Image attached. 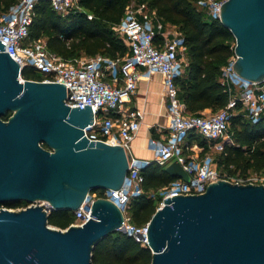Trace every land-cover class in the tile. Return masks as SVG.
Instances as JSON below:
<instances>
[{"label":"water","instance_id":"obj_1","mask_svg":"<svg viewBox=\"0 0 264 264\" xmlns=\"http://www.w3.org/2000/svg\"><path fill=\"white\" fill-rule=\"evenodd\" d=\"M220 21L235 38L234 71L264 83V0H224ZM19 70L0 41V205L29 204L0 206V264H95L94 245L123 224L113 201L94 199L81 225L47 218L77 209L94 189H119L130 154L84 136L92 109L66 104L65 84L22 80ZM164 169L189 180L176 160ZM147 238L150 264H264V184L219 179L202 193L165 198Z\"/></svg>","mask_w":264,"mask_h":264},{"label":"built area","instance_id":"obj_2","mask_svg":"<svg viewBox=\"0 0 264 264\" xmlns=\"http://www.w3.org/2000/svg\"><path fill=\"white\" fill-rule=\"evenodd\" d=\"M36 1L17 0L0 14V41L4 42V51L19 64V77L23 80L21 70L25 66H32L41 74L40 80L65 84L66 104L80 108L87 104L92 109L93 121L83 128L84 136L90 141L120 145L130 154L129 169L122 186L119 189L89 192L79 207L73 210L72 224L81 225L90 217L94 199L107 198L122 211L124 218L119 230L142 246H148V222L134 224L127 210L131 197L141 193L142 171L151 163L166 167L176 160L189 174L188 181L174 178L160 188L158 207L163 205L165 198L173 195L202 193L209 183L219 179L264 184V178L220 172L211 154L206 153L201 157L193 155L192 147L186 141L188 134L193 132L209 146L222 150L226 142L232 141L228 129L238 100L252 122H256L263 113L264 83L249 81L234 71V52L221 68V83L231 93L227 106L216 112L186 114L174 82L183 73L185 64L184 39L176 27L164 25L145 4L131 3L113 27L128 48L122 58L111 59L97 54L66 59L49 51L44 39L29 38ZM223 1L198 0L197 6L204 9L210 18L220 20ZM50 3L53 10L61 15L81 10L77 0H50ZM87 17L92 18V14H87ZM156 73L162 76L166 133L162 137L148 139L152 158H140L131 153L130 146L139 131L141 114L131 108L129 101L138 82ZM37 203L46 204L43 201ZM22 207L25 206L16 209Z\"/></svg>","mask_w":264,"mask_h":264},{"label":"trees","instance_id":"obj_3","mask_svg":"<svg viewBox=\"0 0 264 264\" xmlns=\"http://www.w3.org/2000/svg\"><path fill=\"white\" fill-rule=\"evenodd\" d=\"M16 1L0 0V14ZM197 1L77 0L81 10L61 15L53 10L50 0H37L29 38L44 39L49 51L66 59L97 54L119 59L128 48L113 27L129 4H145L159 21L176 27L183 35L185 64L183 73L174 82L184 112L199 115L206 108L216 112L225 108L231 98V93L221 83V68L234 52L235 38L220 20L210 18L204 9L199 8ZM87 14H92V18ZM21 76L33 80L42 77L32 66H25ZM228 134L231 143L226 142L213 157L218 170L241 176L251 172L264 173V111L256 122H252L238 100L230 117ZM186 141L199 144L202 154L208 151L207 142L196 133L188 134ZM164 168L151 163L143 169L142 191L131 197L127 210L134 224L148 222L159 205L160 188L174 179ZM95 190L98 189L92 192ZM27 204L24 200L9 201L4 206L17 208ZM47 221L52 226L66 228L74 221L73 211L54 210L49 213ZM91 260L95 264H150L151 250L125 232L115 230L94 245Z\"/></svg>","mask_w":264,"mask_h":264},{"label":"crops","instance_id":"obj_4","mask_svg":"<svg viewBox=\"0 0 264 264\" xmlns=\"http://www.w3.org/2000/svg\"><path fill=\"white\" fill-rule=\"evenodd\" d=\"M129 105L141 114L140 128L133 138L130 146L131 153L140 158H152V152L148 148L150 137H162L166 133L167 117L165 100L163 97V86L161 74H153L149 79H142L138 82L136 91L130 97ZM211 110L206 108L202 113H209ZM192 154L203 156L212 152V147L202 154V147L196 142L190 144Z\"/></svg>","mask_w":264,"mask_h":264},{"label":"rangeland","instance_id":"obj_5","mask_svg":"<svg viewBox=\"0 0 264 264\" xmlns=\"http://www.w3.org/2000/svg\"><path fill=\"white\" fill-rule=\"evenodd\" d=\"M211 151L212 152H210L209 154H211V156L214 157V155L216 153H218L220 151V149L217 148V147H212V150ZM249 175L252 176V177L264 178V173H258L257 174V173L251 172ZM0 206H3L4 207V205H0ZM14 209H16V208H14Z\"/></svg>","mask_w":264,"mask_h":264}]
</instances>
